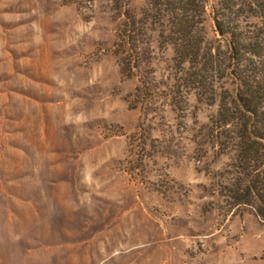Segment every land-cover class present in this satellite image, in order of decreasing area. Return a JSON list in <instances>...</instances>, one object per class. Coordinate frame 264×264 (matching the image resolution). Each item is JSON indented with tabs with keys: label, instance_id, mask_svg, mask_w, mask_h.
<instances>
[{
	"label": "rangeland",
	"instance_id": "obj_1",
	"mask_svg": "<svg viewBox=\"0 0 264 264\" xmlns=\"http://www.w3.org/2000/svg\"><path fill=\"white\" fill-rule=\"evenodd\" d=\"M227 1L0 0V264H264ZM235 23L264 99V20Z\"/></svg>",
	"mask_w": 264,
	"mask_h": 264
},
{
	"label": "trees",
	"instance_id": "obj_2",
	"mask_svg": "<svg viewBox=\"0 0 264 264\" xmlns=\"http://www.w3.org/2000/svg\"><path fill=\"white\" fill-rule=\"evenodd\" d=\"M196 2L197 0H181L183 9L187 11L194 9ZM205 6V4L197 5V9L202 15L205 13ZM248 11H251L255 16H259L263 21L264 0H228L226 3L217 2L211 7V19L214 32L226 43V56L232 64L231 72L234 75V82L237 83L235 85L239 88L234 91L233 102L237 106V110L246 118L242 134L248 141L252 140L254 144L258 142L264 148V99L262 95L257 96L261 88L256 85L253 86L251 81L246 79L244 74H241V68L243 67L242 57L250 52L249 46L251 45L246 43L247 41L242 37L244 32L240 31L239 27L235 25L236 20L242 14L248 13ZM183 13L186 14V12ZM187 17L188 15H183L178 21H185ZM262 34H264V29ZM260 84L262 83L260 82ZM224 122V125L231 123L229 119H225ZM247 182H252V180L249 181V178H247ZM249 184L244 187L247 192L246 194L254 197V200L259 203L261 210L257 212V215L264 218V187H262L264 185L259 184L257 187Z\"/></svg>",
	"mask_w": 264,
	"mask_h": 264
}]
</instances>
